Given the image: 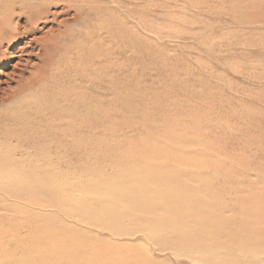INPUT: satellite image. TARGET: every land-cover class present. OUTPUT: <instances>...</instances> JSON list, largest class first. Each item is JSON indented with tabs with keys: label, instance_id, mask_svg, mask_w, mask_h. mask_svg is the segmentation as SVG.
<instances>
[{
	"label": "rangeland",
	"instance_id": "1",
	"mask_svg": "<svg viewBox=\"0 0 264 264\" xmlns=\"http://www.w3.org/2000/svg\"><path fill=\"white\" fill-rule=\"evenodd\" d=\"M0 130V264H264V0H0Z\"/></svg>",
	"mask_w": 264,
	"mask_h": 264
},
{
	"label": "bare ground",
	"instance_id": "2",
	"mask_svg": "<svg viewBox=\"0 0 264 264\" xmlns=\"http://www.w3.org/2000/svg\"><path fill=\"white\" fill-rule=\"evenodd\" d=\"M40 16H42V14L40 15ZM40 16H38V17H40ZM38 17H37V19H38ZM29 22H31V20H29ZM32 23V22H31ZM120 46V45H119ZM22 48V47H21ZM24 51V50H23ZM54 55H55V52H54V48H53V50L52 49H50L49 48V52H47L46 54H45V60H44V64H43V66H40L39 67V70H38V73H34V74H32L31 75V77H30V80H28L26 83H25V90H31L30 92H28V93H33L34 91H36L37 89H45V88H47V86H48V83L49 82H51V81H53V79H54V75L51 73V71L52 70H54V68H55V66L57 65V62H56V60L53 58L54 57ZM107 61V60H106ZM81 63H83V61L81 62ZM110 64V63H109ZM108 64V65H109ZM104 65H105V63H104ZM111 65V64H110ZM110 67V66H109ZM111 68V67H110ZM113 70V69H112ZM115 70V69H114ZM113 70V71H114ZM97 71V70H96ZM95 71V72H96ZM110 71V70H109ZM101 72V71H100ZM108 72V71H107ZM109 73V72H108ZM104 75H106V74H104ZM88 80V79H87ZM90 82V81H89ZM27 93V94H28ZM60 93V92H59ZM73 96V95H72ZM89 96V95H88ZM45 97V95L43 94V93H41V98H44ZM72 98H74V97H72ZM77 98V97H76ZM78 99V98H77ZM53 101V100H52ZM73 101V100H72ZM21 103H23V104H25L26 105V103H24V102H21ZM63 103V102H62ZM36 104L37 103H35V104H32V105H30V106H28V107H30V109H31V107H33L34 108V106H36ZM49 104V103H48ZM70 104H72V103H70ZM52 105V104H51ZM65 105V104H64ZM27 106V105H26ZM37 106H39V104L37 105ZM37 106H36V108H37ZM44 106V105H43ZM62 106V105H61ZM41 107V106H40ZM86 108H88V106H86ZM85 108V109H86ZM35 109V108H34ZM89 109V108H88ZM86 110V112H85V114H80L81 116H79V115H77V114H72L71 116H70V118L71 119H69L70 120V122L69 123H71L70 125L68 124V128H70L73 132H74V134H75V138L76 139H78V138H83L88 132H89V127H90V120H91V113L89 112V110ZM36 110V109H35ZM108 109H106V111H107ZM38 111H40V110H38ZM71 112V111H70ZM38 113V115H39V112H37ZM42 113V112H41ZM44 113V112H43ZM99 113V112H98ZM109 113V112H108ZM43 115V114H42ZM42 115H40V116H42ZM172 115V114H171ZM8 116H11V118L13 119H19L20 120V118H22L23 119V117H22V115H18L17 113H10ZM51 117H53L54 118V116H51ZM27 118V117H26ZM67 118H68V116H67ZM24 120H26V119H24ZM94 120H95V118H94ZM42 121V120H41ZM17 122V121H16ZM20 122V121H19ZM27 122V121H26ZM55 122V121H54ZM68 122V121H67ZM109 122V121H108ZM15 123V122H14ZM14 123H12V124H14ZM51 123V122H50ZM56 123H58V122H56ZM11 124V123H10ZM17 124V123H16ZM49 124V123H48ZM17 125H19V123L17 124ZM16 125V126H17ZM109 125V124H108ZM14 126V125H13ZM51 126V125H50ZM55 127H59L58 125L57 126H55ZM27 128H29V126L27 127ZM64 128V127H63ZM94 128V127H93ZM109 128V127H108ZM9 129V128H8ZM33 129V128H32ZM53 129V128H52ZM28 130V129H27ZM56 130H59V128H57ZM22 131V130H21ZM31 131V130H30ZM51 131H53V130H51ZM60 131V130H59ZM63 131H64V129H63ZM32 132V131H31ZM91 133L93 132V130L92 131H90ZM102 132H104V131H102ZM94 133H96V131L94 132ZM2 134V130H0V135ZM57 134V133H56ZM99 134V133H98ZM21 135V134H20ZM68 135V134H67ZM66 135V136H67ZM97 135V134H96ZM103 135V134H102ZM162 135V134H161ZM168 135V134H167ZM13 136V135H12ZM159 136V135H158ZM69 137V136H68ZM49 138V137H48ZM9 139V138H8ZM12 139V138H11ZM14 139V138H13ZM17 139V138H16ZM80 140V139H79ZM157 140H158V138H157ZM6 140H4V142H5ZM54 141H55V139H54ZM156 141V140H155ZM161 141V140H160ZM7 142V141H6ZM80 142V141H79ZM83 142V141H82ZM163 142V141H162ZM165 142V141H164ZM163 142V143H164ZM162 143V145H164ZM80 144V143H79ZM83 144H84V142H83ZM177 144V143H176ZM13 150V149H12ZM181 150V149H180ZM7 151V150H6ZM11 151V150H10ZM18 151V150H17ZM168 154H169V152H168ZM150 157V156H149ZM148 157V158H149ZM149 160V159H148ZM151 160V159H150ZM167 160V159H166ZM169 161V160H168ZM140 166V165H139ZM132 183H136L137 181H136V179H133L132 181H131ZM186 197H187V195H186ZM186 197H185V199L184 200H182V197H180V198H178V199H176V201H175V203L177 202V203H179V202H183V204L182 205H184V206H186V205H192L193 203H195L194 202V195H192V199L191 200H187L186 201ZM143 201V200H142ZM199 202V201H198ZM174 203V204H175ZM115 205V204H114ZM150 205V208H155V207H157V206H160V204H155V203H153V204H149ZM117 206V205H116ZM121 206V205H120ZM121 207H123V206H121ZM120 207V208H121ZM164 208H166V207H164ZM167 208H171L170 206L169 207H167ZM174 208V207H173ZM123 209V208H122ZM125 210V209H124ZM128 211H130V210H128ZM132 213V212H131ZM133 215H134V213H133ZM135 215H137V214H135ZM140 216V215H139ZM141 217V216H140ZM144 217V216H143ZM90 218V217H89ZM98 219V218H97ZM98 221V220H97ZM100 221H102V220H100ZM99 221V222H100ZM96 222V221H95ZM214 253H216V252H214ZM218 256V255H217ZM219 261V260H218Z\"/></svg>",
	"mask_w": 264,
	"mask_h": 264
}]
</instances>
